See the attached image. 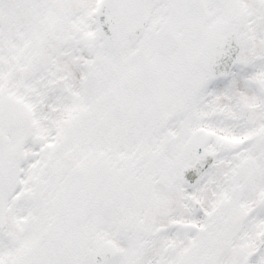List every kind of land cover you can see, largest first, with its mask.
I'll return each mask as SVG.
<instances>
[{
	"label": "snow or ice",
	"instance_id": "snow-or-ice-1",
	"mask_svg": "<svg viewBox=\"0 0 264 264\" xmlns=\"http://www.w3.org/2000/svg\"><path fill=\"white\" fill-rule=\"evenodd\" d=\"M0 264H264V0H0Z\"/></svg>",
	"mask_w": 264,
	"mask_h": 264
}]
</instances>
